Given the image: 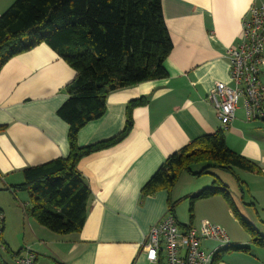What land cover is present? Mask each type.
I'll use <instances>...</instances> for the list:
<instances>
[{
	"label": "crops",
	"instance_id": "0c3cea01",
	"mask_svg": "<svg viewBox=\"0 0 264 264\" xmlns=\"http://www.w3.org/2000/svg\"><path fill=\"white\" fill-rule=\"evenodd\" d=\"M15 1L0 0V16ZM261 3L264 0H162L173 42L164 64L168 78L112 92L104 117L79 132L81 148L114 138L125 128L130 102L147 100L133 110V129L122 143L79 163L91 196L82 231L66 237L48 234L32 218L29 233L34 240L29 241L24 222L29 219L30 195L12 188L24 183L25 168L69 156V126L57 112L68 100L64 89L76 72L45 44L7 62L0 71V127H7L0 133V215L7 247L15 252L8 237L13 223L22 246H27L24 252L30 249L36 264H151L142 244L150 228L169 213V194L161 191L142 198L141 191L170 156L198 138L224 130L228 147L263 170L264 123L247 122L241 104L234 122L222 129L207 100L217 82L231 83L226 50L238 44L248 10ZM181 179L172 194L180 225L199 227L205 220L227 231L235 224L220 196L199 202L193 220L184 217L179 203L214 182ZM228 235L233 247H247L250 254L229 252L218 264H255L253 251L264 253L258 247L252 250L251 239L243 234ZM207 243L206 250L215 246ZM23 254L4 261L20 264Z\"/></svg>",
	"mask_w": 264,
	"mask_h": 264
},
{
	"label": "trees",
	"instance_id": "16d2710c",
	"mask_svg": "<svg viewBox=\"0 0 264 264\" xmlns=\"http://www.w3.org/2000/svg\"><path fill=\"white\" fill-rule=\"evenodd\" d=\"M41 44L50 47L76 72L64 89L68 100L57 112L69 126L70 153L67 158L25 168L24 183L12 189L29 193L28 213L39 225L61 236L78 234L85 225L91 196L79 163L122 143L133 129V110L147 100L130 102L125 128L114 138L81 148L79 132L104 117L107 97L112 92L168 78L164 64L173 51V42L162 0H16L0 16V71L12 58ZM6 128L0 127V133ZM197 166L201 168L196 170ZM214 169L231 174L240 185L235 170L262 174L255 163L228 147L225 131L219 130L170 156L143 187L141 197L167 191L169 212L176 219L177 203H173L172 194L181 176L198 178ZM218 195L228 202L233 216L251 236L252 245L264 249V235L242 216L229 188L219 180L188 198L191 212L197 201ZM3 248L12 259L24 252L13 253L5 245ZM229 252L249 254L250 249L229 248L217 254L214 263ZM0 264H8L1 250Z\"/></svg>",
	"mask_w": 264,
	"mask_h": 264
},
{
	"label": "built area",
	"instance_id": "2783aa9c",
	"mask_svg": "<svg viewBox=\"0 0 264 264\" xmlns=\"http://www.w3.org/2000/svg\"><path fill=\"white\" fill-rule=\"evenodd\" d=\"M230 66V84L217 82L207 100L216 111L222 129L235 120L242 104L247 122L264 123V3L252 6L245 16L237 45L226 50ZM264 175V169L262 170ZM3 217L0 215V234ZM215 246L211 250L204 243ZM232 247L230 237L221 226L202 221L199 227L184 228L169 213L154 224L142 248L151 264H214L217 254ZM20 264H36V256L27 249Z\"/></svg>",
	"mask_w": 264,
	"mask_h": 264
},
{
	"label": "rangeland",
	"instance_id": "374dc122",
	"mask_svg": "<svg viewBox=\"0 0 264 264\" xmlns=\"http://www.w3.org/2000/svg\"><path fill=\"white\" fill-rule=\"evenodd\" d=\"M200 168L201 166H197L195 169H200ZM235 171L237 175L239 176L242 182V185H240L237 182L234 176H232L229 173L219 171L218 169H215L213 171L211 170L210 174L203 175L198 178L197 177L193 178L187 174H183L181 178L183 177L189 178L188 180H193V182H199V183H210V182H215L216 180H219L220 182L225 183L224 185H227L229 187L231 196L237 208L241 212L242 216L245 219H247L254 226V228L257 229L258 232L264 235V175L263 173L262 174H252V173L243 172L241 170H235ZM181 178L180 180H182ZM218 196L223 198L221 195H218ZM223 200L225 199L223 198ZM201 201H197L194 204L193 212H191L190 199H187L186 201H184L185 203L184 202H181V204L179 203V205L182 206L180 207L181 214L184 215V217L187 216L188 219L191 221L192 220L191 216H193V219L195 218V209H196L195 207ZM225 202L229 206L226 200ZM33 219H32L31 214H29V219H27V221L25 220L24 222L25 229L27 230V233L29 235V241L34 240L32 234L29 233L30 232L29 222L31 221L33 222ZM233 219H234L235 224H233L231 227H227V232L228 233L239 232L240 236L243 234L245 237H248L249 239H251V236L249 235V233H247V231L239 223V221L235 217H233ZM2 226L3 224H1V228ZM37 226H40V225H37ZM19 232H20L19 230L17 231V227L13 226V223H11V225L8 227V235H9L8 237L10 239L12 249H14L15 251V252L12 251L13 253H17V251L24 250L23 248L27 247V246H22L21 244L22 235L19 236ZM46 232H48V234H52L53 236L66 237V235L61 236V235L54 234L50 231H46ZM4 240H5L4 234L3 236L0 234V250H1L2 258L3 260L11 261L10 256L5 252L3 248L4 245L7 244V242H5ZM207 245L208 246L211 245L212 247L213 244L207 243ZM250 247L252 248V250L254 248H257L253 245ZM253 255H255V258H256L253 261L255 264H264V253L253 251ZM43 259L44 258H40V261ZM248 260H250V258Z\"/></svg>",
	"mask_w": 264,
	"mask_h": 264
}]
</instances>
